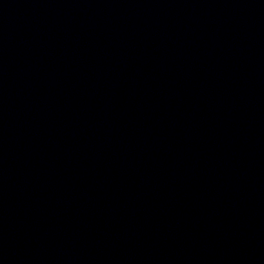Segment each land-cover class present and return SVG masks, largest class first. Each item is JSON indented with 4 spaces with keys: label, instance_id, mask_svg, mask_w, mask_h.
<instances>
[{
    "label": "water",
    "instance_id": "water-1",
    "mask_svg": "<svg viewBox=\"0 0 264 264\" xmlns=\"http://www.w3.org/2000/svg\"><path fill=\"white\" fill-rule=\"evenodd\" d=\"M0 264H264V0H0Z\"/></svg>",
    "mask_w": 264,
    "mask_h": 264
}]
</instances>
